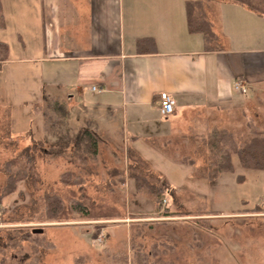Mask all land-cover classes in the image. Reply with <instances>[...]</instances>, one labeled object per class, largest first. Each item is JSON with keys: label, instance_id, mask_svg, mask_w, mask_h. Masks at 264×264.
<instances>
[{"label": "rangeland", "instance_id": "rangeland-1", "mask_svg": "<svg viewBox=\"0 0 264 264\" xmlns=\"http://www.w3.org/2000/svg\"><path fill=\"white\" fill-rule=\"evenodd\" d=\"M36 66L0 63V190L7 160H16L13 170L29 172L0 205V237L5 243L9 228L30 233L4 256L0 253V264H31L36 255L40 264H115L106 253L120 251L126 252V264H264V171L236 163L233 172L208 180L204 172L213 156L203 140L191 142L185 133L166 153L181 166H194L172 170L168 179L179 189L165 194L159 206L152 191L161 184L160 175L132 151L125 152L118 133H124L122 113L114 142H103L83 126L82 104L80 111L73 106L66 112L59 96L36 102L38 87L31 93ZM235 105L240 102L223 106L221 113L209 109L202 114L227 127L228 141L241 142L251 107L241 111ZM84 129L96 141L95 154L87 148L90 139L77 142ZM42 133L47 140L36 141ZM34 143L30 166L20 152ZM46 194L58 195L61 205L46 202ZM32 228L43 231L34 237ZM93 233L101 237L94 239Z\"/></svg>", "mask_w": 264, "mask_h": 264}, {"label": "crops", "instance_id": "crops-1", "mask_svg": "<svg viewBox=\"0 0 264 264\" xmlns=\"http://www.w3.org/2000/svg\"><path fill=\"white\" fill-rule=\"evenodd\" d=\"M186 1L0 0L5 62L36 63L35 101L59 96L66 112L82 104L83 126L105 143L114 142L122 113L125 152L168 179L172 170L194 166L166 153L170 144L187 133L199 142L211 128H225L205 111L240 102L235 107L250 106L256 123L264 119V17L229 1L203 0L217 36L206 49L202 33L187 28ZM235 80L245 93L233 89ZM161 92L175 101L166 117L158 111ZM232 159L235 166L237 155Z\"/></svg>", "mask_w": 264, "mask_h": 264}, {"label": "trees", "instance_id": "trees-1", "mask_svg": "<svg viewBox=\"0 0 264 264\" xmlns=\"http://www.w3.org/2000/svg\"><path fill=\"white\" fill-rule=\"evenodd\" d=\"M229 1L252 10L256 14L264 17V0H224ZM186 16H187V28L190 32H200L204 38V44L206 49L214 48V44L217 40V36L213 31L212 23L210 22L203 0H187L185 2ZM3 25V14L0 3V26ZM9 59V49L5 42L0 41V63ZM60 112V110H58ZM64 118V114L61 113ZM248 132L243 141L238 142L233 138L228 141V129L227 127H213L208 131L207 137L203 139L202 144L206 145L209 149V154L213 156L209 160V165L204 172L208 180L217 178L221 173L233 172L232 154L237 155L239 166L246 169H253L262 171L264 170V119L259 123L250 119L247 123ZM46 128V124H45ZM80 135L77 136V142H80L83 138L87 140L90 145L87 148L92 147V153H96V141L92 140V134L89 130L84 129L80 131ZM30 135V131L27 133ZM47 140V136H44L38 142H44ZM37 144L27 145L21 152L20 157L24 158L27 164L33 165L35 148ZM66 146V145H65ZM16 160H7L1 170L5 173V182L0 190V205L5 197L16 191L17 184L28 178V170L17 169L13 170ZM143 176H138L139 179ZM161 184L155 188L152 192L157 198L158 205L161 206L163 201H166L163 196L165 194H172L173 191L179 189L171 185L166 176L160 175L159 178ZM240 180L244 177L240 176ZM145 184V183H144ZM46 202L52 203L53 206H60L62 203L61 198L57 195L45 196ZM204 207V206H203ZM255 210L259 209V206L254 207ZM165 214H168L165 212ZM47 218H56L54 215H48ZM23 228H9L6 232V242L4 243L0 237V253L4 256L5 251L19 245L20 240L28 239L30 233H23ZM33 233L32 231H30ZM39 233L32 234L34 237ZM97 234L93 233L95 239ZM125 248V246H124ZM110 257V260L115 264H126L127 255L126 252L120 251L119 254L106 253ZM1 260V264H3ZM31 264H40L38 255L33 258Z\"/></svg>", "mask_w": 264, "mask_h": 264}, {"label": "built area", "instance_id": "built-area-1", "mask_svg": "<svg viewBox=\"0 0 264 264\" xmlns=\"http://www.w3.org/2000/svg\"><path fill=\"white\" fill-rule=\"evenodd\" d=\"M96 86H92V90H96ZM233 89L239 93H245L247 88L238 80L233 82ZM158 111L161 116L166 117L171 115L174 112L175 101L171 95L166 92H161L157 100ZM101 237V234L97 237Z\"/></svg>", "mask_w": 264, "mask_h": 264}, {"label": "water", "instance_id": "water-1", "mask_svg": "<svg viewBox=\"0 0 264 264\" xmlns=\"http://www.w3.org/2000/svg\"><path fill=\"white\" fill-rule=\"evenodd\" d=\"M43 229L42 228H32L33 233H42Z\"/></svg>", "mask_w": 264, "mask_h": 264}]
</instances>
